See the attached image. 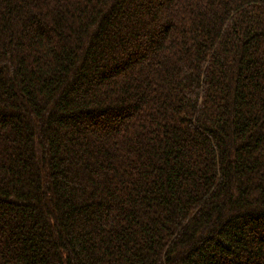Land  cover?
Returning a JSON list of instances; mask_svg holds the SVG:
<instances>
[{"label": "trees", "instance_id": "1", "mask_svg": "<svg viewBox=\"0 0 264 264\" xmlns=\"http://www.w3.org/2000/svg\"><path fill=\"white\" fill-rule=\"evenodd\" d=\"M0 264H264V0H0Z\"/></svg>", "mask_w": 264, "mask_h": 264}]
</instances>
